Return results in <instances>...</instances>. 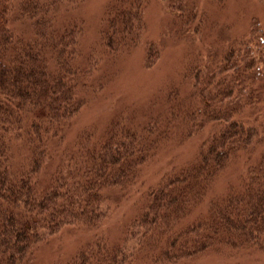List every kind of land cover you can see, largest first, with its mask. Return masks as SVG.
<instances>
[{
  "label": "trees",
  "instance_id": "1",
  "mask_svg": "<svg viewBox=\"0 0 264 264\" xmlns=\"http://www.w3.org/2000/svg\"><path fill=\"white\" fill-rule=\"evenodd\" d=\"M148 1L108 2L97 48L83 54V0H0V264H41L38 245L66 227L98 230L105 199L136 181L174 122L193 128L195 117L183 111L173 87L157 113L149 107L140 116L120 111L102 132L88 125L65 141L85 101L92 56L113 58L135 45ZM166 2L183 9L184 0ZM249 53L245 48L238 58L239 52L228 49L217 67H185L191 96L199 102L198 124L222 125L199 144L192 160L145 191L139 211L122 228L135 245L125 250L106 234H92L52 264H178L222 248L264 252V154L199 209L214 180L264 139L240 116L239 97H232L238 76L260 77ZM160 55L157 44L145 42V67Z\"/></svg>",
  "mask_w": 264,
  "mask_h": 264
},
{
  "label": "rangeland",
  "instance_id": "2",
  "mask_svg": "<svg viewBox=\"0 0 264 264\" xmlns=\"http://www.w3.org/2000/svg\"><path fill=\"white\" fill-rule=\"evenodd\" d=\"M111 0H83L80 12L84 19L79 48L85 54L97 48L101 19ZM145 26L139 41L113 58L96 52L94 63L84 93L85 101L75 114L66 132L70 142L76 133L88 125H95L102 132L108 120L120 111L129 110L142 114L148 107L155 113L166 105L165 95L178 88V100L184 110L195 117L190 122H174L169 139L161 143L155 154L143 165L132 185L112 190L111 198L102 204L105 216L96 231H83L66 227L58 235L39 244L35 257L41 264H52L71 254L81 243L94 234V239L105 237L129 250L136 239L126 236L122 228L137 214L144 201L145 191L154 186L167 172L177 170L192 160L199 144L222 124H198L195 112L198 101L191 96V81L184 77L187 66L204 69L217 67L225 52L234 49L240 58L243 49L250 50L249 57L260 77L252 79L242 74L235 81L232 97H239L240 116L246 124L256 125L264 133V0H184L183 9L166 0H149L143 11ZM19 27V22L12 23ZM24 28L28 26L23 24ZM158 45L160 57L151 67L144 66L145 42ZM231 73L225 72L223 76ZM242 91H237L238 88ZM264 154V139L255 143L252 151L242 152L211 184L206 201L226 192L231 183L245 173L246 164L254 163ZM120 238V239H118ZM178 264H264V252L222 248L207 252Z\"/></svg>",
  "mask_w": 264,
  "mask_h": 264
}]
</instances>
